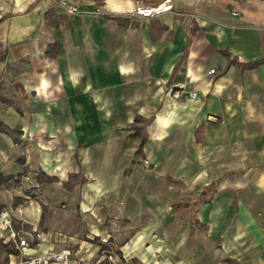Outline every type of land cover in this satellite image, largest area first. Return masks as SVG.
<instances>
[{"label": "crops", "instance_id": "obj_1", "mask_svg": "<svg viewBox=\"0 0 264 264\" xmlns=\"http://www.w3.org/2000/svg\"><path fill=\"white\" fill-rule=\"evenodd\" d=\"M163 1L0 0L5 264H264V0Z\"/></svg>", "mask_w": 264, "mask_h": 264}, {"label": "built area", "instance_id": "obj_2", "mask_svg": "<svg viewBox=\"0 0 264 264\" xmlns=\"http://www.w3.org/2000/svg\"><path fill=\"white\" fill-rule=\"evenodd\" d=\"M172 9L171 0H164L158 4L152 6H138L134 12L136 15L143 17H154L161 15L162 13ZM67 11L73 14L78 11V7L71 5L67 7ZM216 68H211L209 74L215 73ZM173 96L175 98L188 97L191 99L197 98V93L194 90L187 91L185 87L179 86L173 90ZM211 120H216L215 116H209ZM0 228L2 232L0 238L3 242H8L13 239L17 246L24 250L31 246L30 241L23 235H17L12 229V221L9 213L4 211L0 214ZM8 231H10L8 233ZM7 264H95L92 261L82 259L78 256L76 250L66 247L59 251L40 253L32 256L22 257L16 262H8Z\"/></svg>", "mask_w": 264, "mask_h": 264}, {"label": "trees", "instance_id": "obj_3", "mask_svg": "<svg viewBox=\"0 0 264 264\" xmlns=\"http://www.w3.org/2000/svg\"><path fill=\"white\" fill-rule=\"evenodd\" d=\"M264 61V58L256 63L253 64V66H257L260 63ZM138 120V118H137ZM0 129L2 131H6L8 133H13V131L5 126L3 123L0 122ZM139 129V128H138ZM15 177V178H14ZM15 179V184L18 182L19 177L18 176H13V175H7L4 176L3 174L0 173V186L3 187H10V182L12 181L11 179ZM86 182L85 177H83L79 173H71L69 175L68 180L64 183V186L67 190L71 191L75 188L77 184H83ZM17 253V249L14 247L13 243H5L0 239V264H5L8 261V257L10 254H15Z\"/></svg>", "mask_w": 264, "mask_h": 264}, {"label": "rangeland", "instance_id": "obj_4", "mask_svg": "<svg viewBox=\"0 0 264 264\" xmlns=\"http://www.w3.org/2000/svg\"><path fill=\"white\" fill-rule=\"evenodd\" d=\"M19 177V176H18ZM24 177V178H23ZM27 176H21L20 177V180H18V182H22L24 188H27V189H31L30 185L32 183L31 181V178H30V175H29V178H26ZM15 182V179H12V181L10 182L11 184H13Z\"/></svg>", "mask_w": 264, "mask_h": 264}]
</instances>
